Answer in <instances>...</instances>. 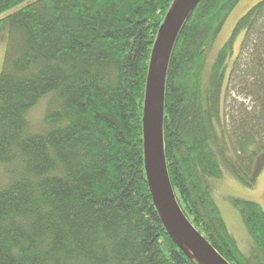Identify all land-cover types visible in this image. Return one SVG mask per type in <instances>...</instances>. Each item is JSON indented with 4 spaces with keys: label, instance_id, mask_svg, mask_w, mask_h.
I'll use <instances>...</instances> for the list:
<instances>
[{
    "label": "trees",
    "instance_id": "16d2710c",
    "mask_svg": "<svg viewBox=\"0 0 264 264\" xmlns=\"http://www.w3.org/2000/svg\"><path fill=\"white\" fill-rule=\"evenodd\" d=\"M24 1L0 0V15ZM239 1L199 0L177 35L164 155L191 225L229 264H264V209L227 198L250 236L244 252L211 186L225 171L251 186L264 158V0L207 63ZM175 2L33 0L0 16V264H199L167 233L144 169L148 69Z\"/></svg>",
    "mask_w": 264,
    "mask_h": 264
},
{
    "label": "water",
    "instance_id": "95a60500",
    "mask_svg": "<svg viewBox=\"0 0 264 264\" xmlns=\"http://www.w3.org/2000/svg\"><path fill=\"white\" fill-rule=\"evenodd\" d=\"M199 0H176L160 25L148 69L143 105L144 169L156 211L167 233L199 264H229L187 220L175 198L163 144L165 76L170 54L187 16Z\"/></svg>",
    "mask_w": 264,
    "mask_h": 264
},
{
    "label": "rangeland",
    "instance_id": "374dc122",
    "mask_svg": "<svg viewBox=\"0 0 264 264\" xmlns=\"http://www.w3.org/2000/svg\"><path fill=\"white\" fill-rule=\"evenodd\" d=\"M33 0H26L3 12L0 16L11 13L21 6ZM260 0H240L226 18L220 32L215 38L212 47L208 52L207 63L209 64L215 56L218 49L225 43L231 35V32L237 20L245 14L254 4ZM243 38V33L236 36L234 41L233 55L230 60H233L240 52V44ZM6 39L3 33H0V71L2 68L3 55L5 51ZM232 61L229 62V67ZM238 98V97H237ZM241 99V98H239ZM44 103L41 101L38 105L31 109L29 118L32 123H36L43 111ZM258 157L259 166L257 167L255 177L251 186L244 184L238 178L232 176L229 172H224L219 179H211V186L214 193V198L220 209L221 215L226 223V226L231 234L236 238L239 248L246 251L251 242L250 236L246 231L238 211L227 200L228 197H238L257 202L264 209V158Z\"/></svg>",
    "mask_w": 264,
    "mask_h": 264
}]
</instances>
